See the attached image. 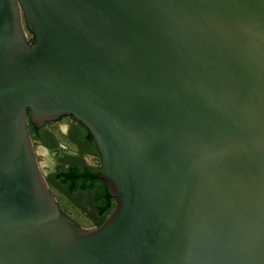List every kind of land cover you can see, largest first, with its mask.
Wrapping results in <instances>:
<instances>
[{"label":"water","instance_id":"water-1","mask_svg":"<svg viewBox=\"0 0 264 264\" xmlns=\"http://www.w3.org/2000/svg\"><path fill=\"white\" fill-rule=\"evenodd\" d=\"M66 116L116 199L98 227L31 135ZM0 264H264V0H0Z\"/></svg>","mask_w":264,"mask_h":264},{"label":"flooded vegetation","instance_id":"flooded-vegetation-1","mask_svg":"<svg viewBox=\"0 0 264 264\" xmlns=\"http://www.w3.org/2000/svg\"><path fill=\"white\" fill-rule=\"evenodd\" d=\"M65 119H69L70 122L66 131L62 130V135L75 148H72L69 144L63 142V140H61V138H59L56 134L47 130V127L49 125L60 124ZM37 130H40L43 136V140H38L34 137L32 133V125L30 124V131L32 133L31 135H33L32 138L36 149L37 143L43 144V147L47 151L51 152L58 161V165L56 166V168L48 173L47 176L50 190L51 186H53L58 187L62 191H64L69 204L75 207L79 206L80 208H82V210H84V217L91 222L92 226H81L76 219L72 218L67 213L63 205H61L57 199L65 216L73 220L78 227L85 229H90L102 225L108 215H102L100 213V209L102 208L104 201H102V203H97L95 199L98 195L104 193L105 189L107 190V185L105 180L98 177L101 169V156L99 155V152L97 153L98 150L94 139L92 142H87L91 135L88 129L80 122L76 121L73 117L66 116L62 117L57 122L48 123ZM69 169H77L80 171L91 170L98 172L97 179L94 181L95 185L92 188V191L87 192L86 190H84L81 183L79 184V189L76 191L69 190L68 186H61L60 183L56 180V176L59 173L65 172ZM112 199L113 203L116 204V199Z\"/></svg>","mask_w":264,"mask_h":264},{"label":"rangeland","instance_id":"rangeland-1","mask_svg":"<svg viewBox=\"0 0 264 264\" xmlns=\"http://www.w3.org/2000/svg\"><path fill=\"white\" fill-rule=\"evenodd\" d=\"M27 33H28V36L30 37L31 41H33L34 40L33 34H31L29 31H27ZM69 122H70L69 119H65L60 124H51L47 127V130L56 134L59 138H61V140H63V142H65L66 144H69L72 148H75L62 135V130L66 131V129L69 125ZM36 145H37V151H38V155H39V161L41 162L42 166L45 168V171L47 173H50L58 165L57 158L51 152L47 151L43 147V144L37 143ZM51 191L53 192L55 197L58 199L59 203L61 205H63V207L67 211V213L72 218L76 219L81 226H83V227L92 226L91 222L88 221L84 217V214H83L84 210H82V208H80L79 206L75 207V206H72L69 204V202L67 201V196H66L64 191H62L58 187H53V186H51Z\"/></svg>","mask_w":264,"mask_h":264},{"label":"trees","instance_id":"trees-1","mask_svg":"<svg viewBox=\"0 0 264 264\" xmlns=\"http://www.w3.org/2000/svg\"><path fill=\"white\" fill-rule=\"evenodd\" d=\"M34 41H35V38L32 42ZM32 133L36 139L43 140V136L40 130L38 131L33 125H32ZM92 141H93V137L90 135V138L87 142L89 143ZM97 173L98 172L91 171V170L80 171L77 169H69L65 172L59 173L56 176V180L60 183L61 186L63 187L68 186L69 190H72V191L78 190L79 184L81 183L82 188L88 192V191H92V188L95 185L94 181L97 179ZM95 201L97 203H102V201H104L103 206L100 209V213L102 215H109L116 206V204L113 203V199L108 194L106 189L104 193L96 197Z\"/></svg>","mask_w":264,"mask_h":264}]
</instances>
